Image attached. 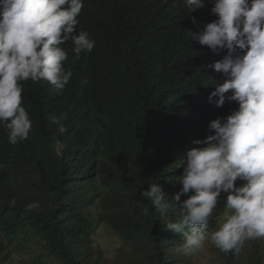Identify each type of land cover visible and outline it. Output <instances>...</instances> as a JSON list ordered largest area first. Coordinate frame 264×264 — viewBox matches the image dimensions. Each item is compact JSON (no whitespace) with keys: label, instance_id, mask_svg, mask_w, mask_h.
<instances>
[{"label":"trees","instance_id":"16d2710c","mask_svg":"<svg viewBox=\"0 0 264 264\" xmlns=\"http://www.w3.org/2000/svg\"><path fill=\"white\" fill-rule=\"evenodd\" d=\"M179 1L84 0L78 30L96 44L79 58L71 41L61 45L73 54L64 63L73 73L69 84L58 91L44 80L21 82L33 126L12 145L0 124V264L193 263L179 249L184 237L166 230L140 193L159 182L172 199L192 142L238 104L209 102L219 79L208 67L215 61L206 62L192 39L215 20L213 0L191 14ZM78 77L87 83L76 85ZM60 113H67L63 134L48 121ZM225 199L222 193L209 231ZM33 202L39 209L25 211ZM101 229L120 242L111 256L95 243ZM218 253L224 264H264L259 239L239 254Z\"/></svg>","mask_w":264,"mask_h":264},{"label":"clouds","instance_id":"9594fccd","mask_svg":"<svg viewBox=\"0 0 264 264\" xmlns=\"http://www.w3.org/2000/svg\"><path fill=\"white\" fill-rule=\"evenodd\" d=\"M161 1L170 6L180 2ZM185 4L191 14L203 9L205 0ZM213 5L215 20L191 32L192 39L208 55L206 62L215 61L208 67L219 79L209 102L216 107L236 102L238 108L212 120L210 134L192 142L196 146L186 151L182 174L175 178L182 187L172 199L159 182L140 193L161 213L166 230L184 237L179 249L186 255L209 241L225 254H239L247 241L264 240V0H213ZM83 7L84 0H0V124L10 144L28 139L33 126L22 106L21 82L44 80L63 90L73 75L64 63L73 54L61 45L71 41L76 58L94 49L90 33L78 30ZM80 80L76 85L87 83ZM66 117L49 115L57 134L67 131ZM222 193L223 213L209 231ZM39 207L33 202L25 211ZM143 211L148 215V208ZM170 212L176 219L169 218Z\"/></svg>","mask_w":264,"mask_h":264},{"label":"rangeland","instance_id":"374dc122","mask_svg":"<svg viewBox=\"0 0 264 264\" xmlns=\"http://www.w3.org/2000/svg\"><path fill=\"white\" fill-rule=\"evenodd\" d=\"M225 54L226 53L221 56V59ZM222 81L223 76L220 82ZM216 225L217 223L215 224V226ZM94 239L96 245L100 246L102 250L109 256L113 255L120 246V242L117 237L107 234L106 232L102 231V229L99 230L97 234H95ZM260 241L264 243V240ZM192 256V264H224L220 254L218 253V248L210 241L202 250Z\"/></svg>","mask_w":264,"mask_h":264}]
</instances>
